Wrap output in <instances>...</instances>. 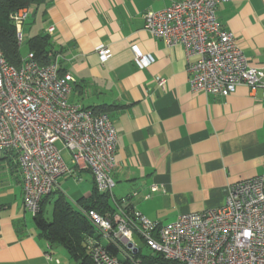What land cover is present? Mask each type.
Segmentation results:
<instances>
[{
    "label": "crops",
    "instance_id": "0c3cea01",
    "mask_svg": "<svg viewBox=\"0 0 264 264\" xmlns=\"http://www.w3.org/2000/svg\"><path fill=\"white\" fill-rule=\"evenodd\" d=\"M177 1L31 4L42 8L45 21L44 33L36 36L49 38L50 56L58 53L62 72L74 79L70 101L104 111L116 126L111 206L162 224L219 209L232 184L264 177V90L239 86L226 98L193 92L184 48L168 47L145 29L148 11ZM30 7L25 8L29 17ZM217 17L249 63L264 67V0H228L218 6ZM99 46L112 51L105 63L96 51ZM137 53L149 64L141 67ZM75 172L60 177L55 191L80 210L79 201L89 204L96 184L90 171ZM23 196L18 155L0 151V264H55L53 247L28 221ZM55 200L46 202L45 211Z\"/></svg>",
    "mask_w": 264,
    "mask_h": 264
},
{
    "label": "built area",
    "instance_id": "2783aa9c",
    "mask_svg": "<svg viewBox=\"0 0 264 264\" xmlns=\"http://www.w3.org/2000/svg\"><path fill=\"white\" fill-rule=\"evenodd\" d=\"M227 1L181 0L145 14V29L153 37L184 48L193 92L226 98L239 86L264 90V67L252 66L237 38L218 21V6ZM28 17L27 9L11 15L20 45ZM96 51L102 63L112 56L105 46ZM136 61L141 67L149 64L140 53ZM73 83L71 74L60 73L58 57L42 65L28 52L17 67L0 49V151L18 155L24 206L34 216L58 189V179L75 176V168L90 171L101 193L111 194L115 186L116 126L108 114L72 103ZM80 211L100 235L87 243L95 264H145L137 238L162 257V264H264L262 176L232 184L221 208L181 215L167 224L118 204L112 213Z\"/></svg>",
    "mask_w": 264,
    "mask_h": 264
},
{
    "label": "trees",
    "instance_id": "16d2710c",
    "mask_svg": "<svg viewBox=\"0 0 264 264\" xmlns=\"http://www.w3.org/2000/svg\"><path fill=\"white\" fill-rule=\"evenodd\" d=\"M39 0H0V49L6 61L14 66L21 65V50L17 38L16 27L11 20V15L21 9L31 6L33 2ZM30 52L35 54L36 59L42 65H49L54 62L58 53L51 55L49 49V38L47 36H36L28 41ZM60 73L64 74L60 68ZM96 114L104 113L93 109ZM89 204L79 201V206L84 209H94L98 212L112 213L115 209L110 204V194L101 193L97 186ZM58 194V195H57ZM51 197H55L53 219L49 221L45 218V205ZM39 237L45 240L50 247L59 245L63 247L75 264H95L91 259L87 243L89 238L100 239V235L92 223L73 206L67 199L57 191L43 199L40 213L34 216ZM147 264H162L163 259L153 254L143 255Z\"/></svg>",
    "mask_w": 264,
    "mask_h": 264
},
{
    "label": "rangeland",
    "instance_id": "374dc122",
    "mask_svg": "<svg viewBox=\"0 0 264 264\" xmlns=\"http://www.w3.org/2000/svg\"><path fill=\"white\" fill-rule=\"evenodd\" d=\"M42 8L37 7V4H34L30 7V17L26 21L23 31H22V42L20 45V50H21V56L25 57L28 54V41L36 36L37 34H42L44 33L45 29V21L44 18L41 14ZM59 147H62L61 144H58ZM64 157L68 161V156L69 153L67 151H64ZM65 188V187H64ZM69 196V195H68ZM53 211H54V203L53 201L49 204H47L46 211H45V218L49 221H52L53 219ZM28 221L31 226L35 227V223L33 221L34 215L31 213H28ZM137 238V237H136ZM139 246L142 250L143 255H150L151 252L146 248L145 244L143 241H141L139 238H137ZM53 257H54V263L57 264V261L59 264H75L74 260L70 257V255L66 252V250L59 246V245H54L53 246ZM120 258H122L120 256ZM145 264H147L145 260Z\"/></svg>",
    "mask_w": 264,
    "mask_h": 264
}]
</instances>
